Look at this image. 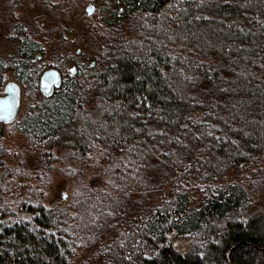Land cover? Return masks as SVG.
I'll return each mask as SVG.
<instances>
[{"label": "trees", "instance_id": "obj_1", "mask_svg": "<svg viewBox=\"0 0 264 264\" xmlns=\"http://www.w3.org/2000/svg\"><path fill=\"white\" fill-rule=\"evenodd\" d=\"M101 4L87 17L96 63L64 52L80 66L50 95L40 43H20L16 68L35 98L16 126L32 144L15 151L18 167L0 157V264H68L120 224L101 264H264V205L251 201L264 186V0ZM55 148L98 163L68 207L44 202ZM243 168L250 189L219 184ZM84 226L80 244L72 231ZM190 231L211 235L206 252L176 248Z\"/></svg>", "mask_w": 264, "mask_h": 264}, {"label": "rangeland", "instance_id": "obj_2", "mask_svg": "<svg viewBox=\"0 0 264 264\" xmlns=\"http://www.w3.org/2000/svg\"><path fill=\"white\" fill-rule=\"evenodd\" d=\"M12 1L7 0L6 4H4V11L5 13L7 12L6 16L0 17V61L8 60L11 51L14 53L17 42L11 36L17 34L16 27L23 26V33L40 43L38 54L35 53L33 55L36 58L34 66L36 69L38 68V71L39 68L43 69L45 66L59 65V67H62L64 65L63 61L68 63L67 68L73 66V64L76 67L80 66L77 61L68 60L67 56L64 57L62 55L64 52H67L65 54L71 57L75 55L74 57L81 62L96 63L97 45L90 42L96 37L87 28V24L90 22L87 17L91 14L82 15L86 6L92 0H19L21 3L19 5H14ZM93 3L95 4L93 14L96 11L97 13L90 17L95 22L96 17H100L98 12L102 4L101 0H96V3ZM120 9H122L121 6ZM15 23H17L16 26ZM50 27L52 28L51 30ZM64 34L67 37L61 42V36ZM65 42H68L69 46L59 48ZM68 75L66 73L64 78ZM11 76L10 73L8 77ZM3 82L5 81H0V89ZM21 82L24 85L21 111L15 120L5 124L0 130V149L2 152L0 157L4 159L5 164L12 167H18V162L14 158L15 151L32 144V141L24 133L20 132L16 126V120L29 110L30 104L35 98L30 93V87L24 81ZM55 152L57 153V158L54 160L53 168L50 171V181L44 188L46 194L44 202L47 205H52L54 202L62 201L66 195L68 200L62 206L68 207L67 204L72 201L74 193L81 188V185L88 183L93 178H100L98 163L92 159L82 160L69 157L71 154H68L63 149L55 148ZM253 178L254 175L252 176L250 168H243L242 171L228 172L223 180L219 181V184L222 185L224 182L231 181L250 189L249 184H255ZM31 180L34 186L38 184L37 179L33 180L32 177ZM172 187V184H167L162 191V195L170 193ZM189 196L192 198L191 203L199 205L202 199L201 193L193 189L189 191ZM251 201L255 204L264 205V186L251 193ZM12 205L13 208L16 207L15 202ZM123 228V224L116 226V229L111 231L112 233L104 234L98 243L95 242L89 247L81 244L86 240L85 231L87 229L85 226L74 229L72 235L77 237V243L81 245L76 247L77 249L68 264H101L105 258L104 247L118 237L120 235L119 231L123 230ZM173 241L176 248L182 252L204 253L209 249L213 238L205 231H190L186 234L175 235Z\"/></svg>", "mask_w": 264, "mask_h": 264}, {"label": "water", "instance_id": "obj_3", "mask_svg": "<svg viewBox=\"0 0 264 264\" xmlns=\"http://www.w3.org/2000/svg\"><path fill=\"white\" fill-rule=\"evenodd\" d=\"M96 0L89 3L82 14L92 15L94 12ZM79 50V49H77ZM93 62H91L92 64ZM76 65L71 66V71L76 72ZM62 81V73L56 66L45 68L40 76V87L44 94L50 95L53 93L55 86ZM4 93L0 94V120L2 124L14 120L21 111L24 86L21 81L10 79L4 85ZM66 198V195L65 197Z\"/></svg>", "mask_w": 264, "mask_h": 264}, {"label": "flooded vegetation", "instance_id": "obj_4", "mask_svg": "<svg viewBox=\"0 0 264 264\" xmlns=\"http://www.w3.org/2000/svg\"><path fill=\"white\" fill-rule=\"evenodd\" d=\"M19 0H13L12 2H13V4L14 5H19V3H20V1L18 2ZM24 1V0H23ZM50 1V0H49ZM6 2H7V0H0V17H2V16H6V13H5V11H4V4H6ZM21 4V3H20ZM93 14V13H92ZM82 15H84V14H82ZM17 25V23H15V26ZM16 31H17V34L16 35H13V36H11V37H13V38H15L16 39V42H17V46H16V49H15V51H14V53H13V51H11V53H10V56H9V59L8 60H5V61H0V81H5V82H3V84H2V87H1V89H0V94H2V93H4V85L6 84V82L7 81H9L10 79H14V80H16V81H25L22 77H21V75L18 73V69L16 68V63H18L19 62V59H18V55H17V53H18V51H20L21 49H22V47H21V45H20V43H21V41L23 40V39H25V38H28V39H31V40H34V39H32V38H29V37H27L28 35L26 34V33H23L24 32V29H23V26L22 27H16ZM18 31H19V33H18ZM63 36H65V37H67V35H63ZM38 52V50L35 52V53H37ZM34 53V54H35ZM38 54V53H37ZM34 57V56H33ZM35 59V58H34ZM33 59V60H34ZM67 65H68V63H66L65 64V66L64 67H59L58 65H54V66H56V67H58V69L61 71V73H62V80H63V78H64V75L67 73V74H74L72 71H71V67H69V68H67ZM53 66V65H52ZM47 67H49V66H45L43 69H41V68H39V77H38V82L40 81V76H41V73H42V71L45 69V68H47ZM12 72H11V71ZM77 70V69H76ZM75 70V71H76ZM11 73V77H8V75ZM16 75V77H15V75ZM22 83V82H21ZM1 84V83H0ZM23 84V83H22ZM24 86V85H23ZM27 86H28V84H27ZM39 86H40V82H39ZM40 89H41V87H40ZM42 90V89H41ZM43 92V91H42ZM22 108V107H21ZM16 119V118H15ZM14 119V120H15ZM13 120H11V121H8V122H4L3 124H2V121L0 120V130H1V128L5 125V124H7V123H9V122H12ZM1 132V131H0Z\"/></svg>", "mask_w": 264, "mask_h": 264}]
</instances>
